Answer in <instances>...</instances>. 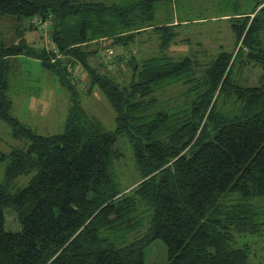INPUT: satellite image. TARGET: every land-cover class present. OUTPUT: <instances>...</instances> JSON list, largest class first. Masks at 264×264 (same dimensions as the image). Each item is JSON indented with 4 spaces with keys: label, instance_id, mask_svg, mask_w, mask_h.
<instances>
[{
    "label": "trees",
    "instance_id": "trees-1",
    "mask_svg": "<svg viewBox=\"0 0 264 264\" xmlns=\"http://www.w3.org/2000/svg\"><path fill=\"white\" fill-rule=\"evenodd\" d=\"M178 1L0 0V18L30 21L26 29L16 25L17 43L0 37V120L28 143L0 153V264H146L156 240L168 264L259 262L264 74L245 87L232 76L241 55L242 67L264 70V0L259 11L228 20L235 52H221L201 73L190 58H140L136 51L143 34L156 36L162 50L184 41L180 28L190 20L163 13L154 23L158 5ZM20 57L40 61L69 92L63 133L39 135L12 115L9 59ZM179 83L189 86L185 100L166 110L159 95ZM96 89L115 113L113 130L82 106ZM121 137L138 177L124 187L119 169L129 162L117 147ZM30 175L28 186L9 191ZM8 211L21 231L7 230Z\"/></svg>",
    "mask_w": 264,
    "mask_h": 264
},
{
    "label": "rangeland",
    "instance_id": "rangeland-1",
    "mask_svg": "<svg viewBox=\"0 0 264 264\" xmlns=\"http://www.w3.org/2000/svg\"><path fill=\"white\" fill-rule=\"evenodd\" d=\"M258 1L260 3L262 0H179L176 4H171L175 7L158 5L157 19L154 23L162 20L163 13L174 16L177 13L180 20L191 21L190 25L180 28V38L184 41L177 42L167 50H162L155 46L156 36L143 34L140 36L142 41L139 42L141 45L136 50L137 54L140 53V58L167 55L176 61L190 58L196 61L193 64L194 68L201 73L213 65L221 52H235V36L232 33L231 21L228 20L234 18L235 14L259 11ZM259 16L260 20H264V12ZM17 24H20L22 29H26L30 21L25 20L18 23L13 18H0V37L8 46L17 43L21 37V33L17 32L20 30L16 27ZM28 33L26 31L23 35L30 37L31 40H40L41 35L36 31ZM260 35L264 40V30ZM45 44L47 45V42ZM113 50L116 55L121 53V48L118 46H114ZM243 57L245 55H241L236 62L232 80L244 87L255 86L259 77L264 74V70L255 63L242 67L240 59ZM9 63L11 69L7 95L13 103L12 115L39 135L53 136L63 133L71 106L69 92L60 86L54 75L44 70L38 60L20 57L9 59ZM188 89L189 86L179 83L163 91L159 96L165 109L180 105L185 100V93ZM85 97H83L82 106L89 115L96 116L106 129H115V113L105 95L103 96L96 89L91 97ZM11 131L10 126L0 120V153L6 154L13 148H24L28 144L25 140L14 138ZM117 143V147L124 150L129 162L126 166L122 164L119 169L120 174H123L120 182L124 187L128 186L126 184H132V179L136 180L138 177L132 167L134 160L131 159L133 156L130 152V143L125 137H121ZM5 171L6 165L0 160V183L6 179ZM32 175L20 177L8 187L9 191L16 193L28 186ZM21 228L16 215L8 211L7 230L17 232L21 231ZM260 240L263 242L256 241L259 243L256 244L257 261L262 260L261 264H264V238ZM167 256L165 244L161 240H156L146 250V264H168Z\"/></svg>",
    "mask_w": 264,
    "mask_h": 264
},
{
    "label": "built area",
    "instance_id": "built-area-1",
    "mask_svg": "<svg viewBox=\"0 0 264 264\" xmlns=\"http://www.w3.org/2000/svg\"><path fill=\"white\" fill-rule=\"evenodd\" d=\"M37 22L41 25V27L47 26V22L46 23H43L42 21H37ZM110 53H112V51Z\"/></svg>",
    "mask_w": 264,
    "mask_h": 264
},
{
    "label": "crops",
    "instance_id": "crops-1",
    "mask_svg": "<svg viewBox=\"0 0 264 264\" xmlns=\"http://www.w3.org/2000/svg\"><path fill=\"white\" fill-rule=\"evenodd\" d=\"M172 21H174V24H176V21H177V20H176L175 17H174Z\"/></svg>",
    "mask_w": 264,
    "mask_h": 264
}]
</instances>
